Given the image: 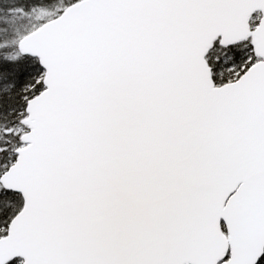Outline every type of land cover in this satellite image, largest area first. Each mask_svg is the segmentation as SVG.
Here are the masks:
<instances>
[{
  "label": "snow or ice",
  "instance_id": "6c2138e0",
  "mask_svg": "<svg viewBox=\"0 0 264 264\" xmlns=\"http://www.w3.org/2000/svg\"><path fill=\"white\" fill-rule=\"evenodd\" d=\"M0 264H264V0H0Z\"/></svg>",
  "mask_w": 264,
  "mask_h": 264
}]
</instances>
